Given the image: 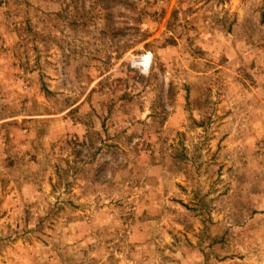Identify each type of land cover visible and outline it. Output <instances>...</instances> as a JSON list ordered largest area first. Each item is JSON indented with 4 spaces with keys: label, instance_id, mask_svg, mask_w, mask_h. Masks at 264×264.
Masks as SVG:
<instances>
[{
    "label": "rangeland",
    "instance_id": "374dc122",
    "mask_svg": "<svg viewBox=\"0 0 264 264\" xmlns=\"http://www.w3.org/2000/svg\"><path fill=\"white\" fill-rule=\"evenodd\" d=\"M0 264H264V0H0Z\"/></svg>",
    "mask_w": 264,
    "mask_h": 264
}]
</instances>
